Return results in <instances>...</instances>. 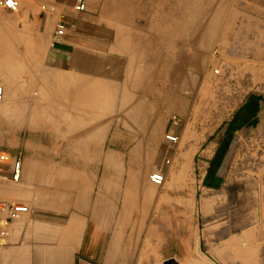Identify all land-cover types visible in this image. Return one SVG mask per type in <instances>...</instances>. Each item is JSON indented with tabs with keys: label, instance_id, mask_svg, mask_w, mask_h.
<instances>
[{
	"label": "crops",
	"instance_id": "0c3cea01",
	"mask_svg": "<svg viewBox=\"0 0 264 264\" xmlns=\"http://www.w3.org/2000/svg\"><path fill=\"white\" fill-rule=\"evenodd\" d=\"M79 1L84 11L74 10ZM19 3L18 14L0 9V153L8 157L0 163V202L27 212L10 222L0 264H220L208 249L220 240L218 226L230 203L258 200L264 210V105L245 102L219 135L204 136L186 123L172 127L168 134L178 137L172 144L165 139L167 121L156 119L154 101H139L137 117L118 122L111 137L107 123L94 133L85 124L84 135L76 136L54 117L33 121L18 115L29 110L14 96L24 95L27 81H54L64 71L102 86L167 81V70L157 77L155 69L167 65V32L179 43L171 47L184 52L188 28H215L213 40L223 44L220 28H264V0ZM60 23L64 34L53 42ZM133 65L135 77H128ZM45 68L52 77L44 76ZM140 84L136 96L156 95L154 84ZM165 97L167 113V91ZM17 160L21 173L14 183ZM154 172L163 174L161 186L149 181ZM257 256L264 264V245Z\"/></svg>",
	"mask_w": 264,
	"mask_h": 264
},
{
	"label": "rangeland",
	"instance_id": "374dc122",
	"mask_svg": "<svg viewBox=\"0 0 264 264\" xmlns=\"http://www.w3.org/2000/svg\"><path fill=\"white\" fill-rule=\"evenodd\" d=\"M212 29L215 30V28H188L189 46L185 52L183 49L171 47V45L179 43L171 41L172 34L167 32V50H165L167 52V65L157 64L155 66L157 77L160 69L165 68L167 70V81L157 80L154 83L145 81L140 84L146 89L148 87L153 88L154 84L155 96L138 97L133 95L134 98L125 100L123 98V85L126 81L113 82L112 84L108 82L107 90L102 89L107 95L104 99L106 107L101 105L102 114L98 111L97 115L101 116L107 123L109 137L117 131L114 127L117 126L118 122L130 121L137 117V114L130 109L129 101L132 99L137 104L139 101L144 103L154 101L157 108L156 119L167 121V135H169L168 132L172 127L181 126L185 123L191 127L197 125L198 130L202 131L204 136L210 132L219 135L226 128L233 113L245 102L252 100L257 105H264V28H258L259 30L252 32H224L226 29L220 28L219 37L226 38H223L225 39L223 44L220 42L219 45L217 40H213L217 33H212ZM204 36L211 38V44L206 46L202 39ZM192 38H196V40L192 42ZM51 40L53 42L59 41L54 37ZM192 44H195L196 48L193 49ZM222 45H224L223 52L221 51ZM183 54L186 56L184 57ZM185 60L187 63L183 62ZM132 67L136 72L138 66L133 65ZM213 70L218 71V73ZM44 76L50 78L52 74L47 73L45 68ZM131 76L133 77V72ZM133 80H131L133 93H137L136 89L139 83L134 80L135 83ZM37 83L40 84L36 81H27L29 88L24 90V95L14 96L18 104L27 106L29 110L28 113L18 115L27 116L29 120L33 121L41 119V117L44 121H51L52 114L65 119V122L82 120L83 113L74 110H70V113L67 112V108L63 107L66 100L58 102L50 86L51 83L54 84V81L48 82L49 87L45 88V95L40 86L38 89L35 88ZM93 84L100 85L99 82ZM166 91L167 113L164 112ZM41 108L44 110L60 108L61 112L59 114L36 112ZM65 108L66 111H64ZM67 114L68 116H66ZM95 117L96 114L92 113L93 120ZM71 126L75 127L76 125L71 124ZM192 131L196 130L193 129ZM182 177H186L185 174ZM263 212L264 210L260 208L258 200L253 204L241 200L230 203L226 216L218 226L220 240L213 244V249L211 247L208 249L210 254L218 258L220 264H226V261L229 260L232 261V264L262 263L257 254L264 245ZM256 237L258 239L254 240ZM205 264L211 263L207 261Z\"/></svg>",
	"mask_w": 264,
	"mask_h": 264
},
{
	"label": "bare ground",
	"instance_id": "6f19581e",
	"mask_svg": "<svg viewBox=\"0 0 264 264\" xmlns=\"http://www.w3.org/2000/svg\"><path fill=\"white\" fill-rule=\"evenodd\" d=\"M158 22V21H157ZM156 22V23H157ZM205 23V22H204ZM162 25V24H161ZM117 29V28H116ZM134 30V29H133ZM118 31V30H117ZM123 31V30H122ZM171 31V30H170ZM223 31V30H222ZM227 32V31H225ZM113 34L115 32H112ZM173 33V32H172ZM183 34V32H182ZM121 35V34H120ZM208 35V34H207ZM217 35V34H216ZM215 35V36H216ZM118 36V35H117ZM124 36V35H123ZM140 36V35H138ZM223 38H226V37H223ZM122 39V38H121ZM117 40V39H116ZM150 40V39H149ZM155 40V39H154ZM215 40V38H214ZM203 41V40H202ZM131 42V41H130ZM129 42V43H130ZM148 42V41H147ZM212 40L211 38H207L206 37V40L204 41V43L207 45L211 44ZM208 43V44H207ZM141 44V43H140ZM144 44V43H143ZM139 45V44H138ZM204 46V47H206ZM141 47V46H140ZM122 48V47H121ZM128 49H130L129 47H127ZM134 48V47H133ZM142 48V47H141ZM140 48V49H141ZM166 48V47H165ZM127 50V49H126ZM138 50V49H137ZM84 51V50H83ZM204 51V50H202ZM209 51V50H208ZM147 52V51H146ZM152 52V51H151ZM194 52V51H193ZM205 53V52H204ZM80 54V53H79ZM78 54V55H79ZM107 54V53H106ZM149 54V53H148ZM147 54V55H148ZM87 56V55H86ZM74 57V56H73ZM76 57V56H75ZM119 57V55H118ZM140 57V56H139ZM142 57V55H141ZM203 57V56H202ZM145 58V57H144ZM150 58V57H149ZM208 58V57H207ZM124 59V58H123ZM200 59V58H199ZM206 59V58H205ZM197 61V60H196ZM205 61V60H204ZM140 62V61H139ZM202 62V61H201ZM77 63V62H76ZM75 63V64H76ZM87 64V62H86ZM124 64V63H123ZM149 64V63H148ZM192 64V63H191ZM82 65V64H81ZM143 65V69H144V64ZM77 66V65H76ZM204 66V65H203ZM80 67V66H79ZM148 67V66H147ZM146 68V67H145ZM78 69V67H77ZM124 69V68H123ZM80 71V70H79ZM213 71H216V70H213ZM132 72H133V77H135V71L133 69L132 66H129L128 70H127V76H131L132 75ZM143 72V71H142ZM146 72V71H145ZM65 73V71H64ZM63 72H58L57 74V77L55 78L54 80V84L51 83V91L53 89L54 91V95L57 97V100L58 102L60 103L61 100H66V104H63V107H66L67 108V112L70 113V110H74L75 112H81L83 113V117H82V120L80 121H74V122H70L69 121H66L65 122V119H61L60 116H53V111L52 110H49V114H52V117L51 118H55L56 121H59V124L61 126L65 125L67 128H73L72 131L76 132L77 135L76 136H82L84 135V131L83 130V125L85 124H88V123H91L92 124V131L93 133L95 132V129L94 127L95 126H99V125H102V124H105L104 120L101 118V116L97 115L98 114V111L99 113L102 114V108H101V105H105L106 102H104L106 99V94L102 91V89H105L107 90L108 86L107 85H97V84H93L94 82H90V81H81L78 79V77H75V76H70L68 75V71L66 74H64ZM81 73V72H80ZM86 73V72H85ZM84 73V74H85ZM140 73V72H139ZM156 73V72H155ZM216 73H218V71H216ZM160 74V73H159ZM89 75V74H88ZM91 75V74H90ZM139 75V74H138ZM151 75V74H150ZM92 76V75H91ZM122 77V76H121ZM143 77H146V76H143ZM93 79V78H92ZM102 79V78H101ZM106 79V78H105ZM111 79V78H110ZM122 79V78H121ZM145 79V78H144ZM50 80V79H49ZM113 80V79H112ZM111 80V81H112ZM147 80V79H146ZM134 81V80H133ZM137 81V79H136ZM144 81V80H143ZM52 82V81H51ZM122 82V81H121ZM120 82V83H121ZM135 82V81H134ZM138 82V81H137ZM107 83V82H106ZM136 83V82H135ZM134 83V84H135ZM112 84V83H111ZM131 79H127L125 84L123 85V98L125 100H130L131 98H134L133 95H135L133 93V88H132V85H131ZM140 84V83H139ZM142 84V82H141ZM97 85V86H96ZM116 86V85H115ZM40 87H42L41 89L43 90L44 92V95L46 94L45 92V88L49 87L48 85V80L46 78L42 79L41 82H40ZM121 87V86H120ZM136 87V86H135ZM142 87V86H141ZM144 91V90H143ZM49 93V92H48ZM112 95V94H111ZM56 102V101H55ZM129 105H130V109L133 110V112L135 111L134 109L136 108V101H129ZM141 103V102H140ZM45 105V104H44ZM117 105V104H116ZM48 106V105H47ZM53 106V105H52ZM94 107V108H93ZM106 107V105H105ZM49 108H52V107H49ZM66 108L64 109V111H66ZM104 108V106H103ZM129 109V110H130ZM47 110V109H46ZM54 110H56L54 108ZM63 111V113H64ZM61 112V109L60 108H57V110L54 112V113H60ZM92 113H95L96 114V117L95 119L93 120L92 118ZM112 114V113H111ZM63 116V115H62ZM68 116V114L66 115ZM71 116V115H70ZM75 117V116H74ZM100 117V118H99ZM69 119V117H68ZM76 119V118H75ZM128 119V118H127ZM132 120V119H131ZM72 121V120H71ZM126 122V121H125ZM133 123V122H132ZM67 124V125H66ZM71 124H74L76 125L75 127L71 126ZM57 125V124H56ZM59 126V125H58ZM81 127V128H80ZM96 131H99L96 130ZM99 134V133H98ZM91 136V135H90ZM84 138V137H83ZM95 138V137H94ZM99 138V137H98ZM94 140V139H93ZM80 142V141H79ZM87 142V141H86ZM88 143V142H87ZM95 143V142H94ZM77 146V145H76ZM91 146V145H90ZM81 147V146H80ZM86 147V145H85ZM70 148H71V145H70ZM74 148V147H73ZM79 148V147H78ZM87 149V148H86ZM85 149V150H86ZM81 150H83L81 148ZM91 151V150H90ZM84 152V151H82ZM1 154V153H0ZM161 186V185H160Z\"/></svg>",
	"mask_w": 264,
	"mask_h": 264
},
{
	"label": "built area",
	"instance_id": "2783aa9c",
	"mask_svg": "<svg viewBox=\"0 0 264 264\" xmlns=\"http://www.w3.org/2000/svg\"><path fill=\"white\" fill-rule=\"evenodd\" d=\"M20 8V3L19 0H11V4L9 3V0H0V9L1 10H6L11 13H17ZM85 5L82 1H79L78 4L74 7L75 11L81 12L84 11ZM64 34V25L63 24H58V27L55 31L54 38H60ZM4 98V91L3 88L0 87V102L3 101ZM165 139L172 143L175 144L178 141L177 136L173 135H167ZM8 162V157L6 154L1 153L0 154V163H6ZM166 164L169 162L166 161ZM12 176H11V181L14 183H17L20 178V173H21V163L20 161H15L12 164ZM149 181L154 184V185H161L164 181V176L160 172H154L149 176ZM2 182V179L0 178V184ZM27 212V208L22 205H14V204H9L6 202H0V213L3 214V217L0 218V244L3 243L4 237L6 236L7 233V228L10 224V222L16 220L19 218V216L23 213Z\"/></svg>",
	"mask_w": 264,
	"mask_h": 264
},
{
	"label": "trees",
	"instance_id": "16d2710c",
	"mask_svg": "<svg viewBox=\"0 0 264 264\" xmlns=\"http://www.w3.org/2000/svg\"><path fill=\"white\" fill-rule=\"evenodd\" d=\"M253 104H256L255 102H253ZM233 121V120H232ZM241 127H237L236 129H240ZM231 136H232V133L230 132L228 135H227V137L228 138H231Z\"/></svg>",
	"mask_w": 264,
	"mask_h": 264
},
{
	"label": "snow or ice",
	"instance_id": "6c2138e0",
	"mask_svg": "<svg viewBox=\"0 0 264 264\" xmlns=\"http://www.w3.org/2000/svg\"><path fill=\"white\" fill-rule=\"evenodd\" d=\"M9 3L11 4V0H9Z\"/></svg>",
	"mask_w": 264,
	"mask_h": 264
}]
</instances>
